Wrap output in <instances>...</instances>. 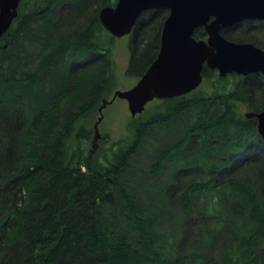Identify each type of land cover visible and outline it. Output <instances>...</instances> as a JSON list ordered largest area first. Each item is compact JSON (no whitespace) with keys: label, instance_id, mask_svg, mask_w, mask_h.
<instances>
[{"label":"trees","instance_id":"trees-1","mask_svg":"<svg viewBox=\"0 0 264 264\" xmlns=\"http://www.w3.org/2000/svg\"><path fill=\"white\" fill-rule=\"evenodd\" d=\"M111 4L22 0L0 38V264H264V138L236 113L237 101L264 108L263 75L205 67L208 91L152 101L112 157L86 154L93 126L80 121L116 80L99 20ZM167 15L140 16L128 72L156 57ZM245 22L260 25L223 34L264 48V21Z\"/></svg>","mask_w":264,"mask_h":264},{"label":"water","instance_id":"water-1","mask_svg":"<svg viewBox=\"0 0 264 264\" xmlns=\"http://www.w3.org/2000/svg\"><path fill=\"white\" fill-rule=\"evenodd\" d=\"M20 2L0 0V38L18 17ZM155 8L169 10L158 55L131 88L116 89L111 99H103L94 123L93 151L101 138L103 109L116 98L126 99L135 117L154 99L173 98L198 88L205 67L217 69L220 76L264 74V48L250 41L231 40L222 33L243 20H264V0H117L115 5L100 9L99 20L112 36L122 37L133 31L144 12ZM199 28L206 32V39L195 37ZM246 117L256 118L257 132L264 138V109L249 111Z\"/></svg>","mask_w":264,"mask_h":264},{"label":"rangeland","instance_id":"rangeland-1","mask_svg":"<svg viewBox=\"0 0 264 264\" xmlns=\"http://www.w3.org/2000/svg\"><path fill=\"white\" fill-rule=\"evenodd\" d=\"M116 2H117V0H111V3H112L111 5H115ZM93 5L95 6V4H93ZM20 7H21V5H20ZM64 9L66 10V8H64ZM160 22H161V20H160ZM241 25L242 26L239 28L242 30L244 28L248 29L250 26H254V25H257V27H259L260 24H257V23L255 24L253 22L251 25L250 22H242ZM254 28L255 27L250 28L249 29L250 32ZM161 30H162V27L160 29V34H161ZM244 35L245 34L243 33V37H245ZM102 36L104 37V35H102ZM133 36H134V34L133 35L129 34V35H125L123 37L114 38V43L112 46L111 55H112V59H113L115 65H116V68H115L116 80H115V83L113 85L112 91L107 95L108 99L112 98L114 90H116V89H121V90L129 89L137 82L138 78L140 77V76L134 74L133 72H128V69H129V66L131 63V51H132L131 39L133 38ZM141 40L143 41L144 44L148 43V39L146 36H144V38H142ZM141 40L139 41L138 45L143 47ZM234 74H236V73H230L229 75H227L229 77L228 79H230V80L232 79L231 81H234V78H233ZM239 76H241V75H239ZM214 79H215L214 77H210L208 79L205 78L203 80L202 84L199 86V88L203 91H208L209 87L211 86L212 80H214ZM263 83H264V76L262 78V84ZM259 88H260V86H259ZM255 93H257V92H255ZM255 95L256 94H254V96ZM253 101H255L254 97H253L252 103H253ZM255 103H256V101H255ZM157 105H158L157 103L149 102L145 111L142 112L141 114L136 115L134 118L132 117V115L129 111L128 103H127L126 99H124V98H116L112 103L107 105L104 109V112H103V119L99 124V130L101 133V138L98 140L99 143H98L97 149H95V151L92 150L93 157H95L97 159H101L103 161H105L106 157H108V158L112 157V150L115 148H118V146H119L118 144L125 142L126 139L130 140L133 137V133L129 129L130 121L135 119L137 116L139 117L142 115H146V112H147V114L155 112L158 109ZM248 106L249 105L246 102L244 103L241 101H237V104H236L237 115L244 117L246 112L251 110ZM99 115L100 114L98 113L97 110L92 111L87 115L86 119L83 121H80V123H83L84 125L89 124V127L92 129V125H94V123L98 119ZM92 130L89 132V135H87L84 138H81L86 154H89V150L92 147V139H93V131ZM218 140H219L218 142L220 143L221 139H218ZM215 145L217 146V144H215ZM138 160L140 162L137 163L136 166L138 168H140L141 171L142 170H144V171L148 170V168H149L148 164H149V162H151L150 158L146 160V158L143 156L142 158L139 157ZM166 218H169V217L167 216ZM173 226H174L173 228L176 229L175 225H173ZM260 251H261V256L264 260V247H262L260 249ZM166 255H168V253H166ZM169 255L173 256V258L174 257L176 258L175 255H172V253H170Z\"/></svg>","mask_w":264,"mask_h":264},{"label":"flooded vegetation","instance_id":"flooded-vegetation-1","mask_svg":"<svg viewBox=\"0 0 264 264\" xmlns=\"http://www.w3.org/2000/svg\"><path fill=\"white\" fill-rule=\"evenodd\" d=\"M167 9V8H166ZM168 10V9H167ZM168 14H169V10H168ZM168 16V15H167ZM248 20H254V19H248ZM165 21V20H164ZM245 21H247V20H243L242 22H245ZM264 21V20H263ZM242 22H240V23H242ZM164 23V22H163ZM237 25V24H236ZM163 26V25H162ZM234 26V25H233ZM255 26V25H254ZM231 27V26H230ZM227 28V27H226ZM199 29H201V31H203L204 32V34L202 35V36H196V32H195V37L197 38V39H206L207 38V34H206V32L204 31V29L203 28H199ZM225 29V28H224ZM224 29H222V33H223V30ZM134 31H135V28H134ZM134 31H132L131 32V34L130 35H133V34H135V32ZM160 40H161V34H160ZM160 43H161V41H160ZM159 49H160V44H159ZM159 49H158V52H159ZM158 52H157V55H158ZM132 53H131V58H132ZM157 55H156V57H157ZM155 57V58H156ZM154 58V59H155ZM153 59V60H154ZM153 60H152V62H153ZM151 62V63H152ZM150 63V64H151ZM148 68V67H147ZM210 69H212V68H210ZM212 70H216L217 72H218V70L217 69H212ZM258 74H261V75H263L264 76V74L263 73H261V72H257ZM239 75H241V76H243V77H247L248 75H242V74H239ZM192 92V91H191ZM191 92H189V93H191ZM189 93H187V94H189ZM184 95H186V94H184ZM182 96V95H181ZM177 97H179V96H177ZM173 98H175V97H173ZM166 99H171V98H166ZM157 100H161V99H157Z\"/></svg>","mask_w":264,"mask_h":264}]
</instances>
